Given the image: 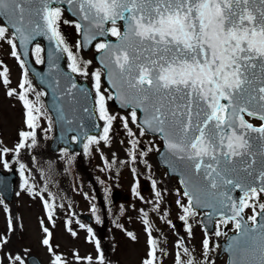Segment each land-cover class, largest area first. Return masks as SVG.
<instances>
[{
	"label": "snow or ice",
	"instance_id": "obj_1",
	"mask_svg": "<svg viewBox=\"0 0 264 264\" xmlns=\"http://www.w3.org/2000/svg\"><path fill=\"white\" fill-rule=\"evenodd\" d=\"M50 2L0 0V15L9 17L14 29L13 35L7 37V43L12 47L11 55L17 57L16 38L23 45L35 31L31 25L37 29L41 27L37 23L39 18L43 20V28L51 33L49 38L56 40L57 47L63 46L71 71L87 76V66L91 61L77 60L59 31L61 10L50 7ZM67 3L73 8L78 6L76 14L87 22L75 23L77 32L83 33L84 47L106 33L117 37V44L102 41L95 45L106 55L104 67L109 83L118 89L117 98L122 106L131 107V123L137 125L140 135L146 132L159 134L170 158H175L172 162L183 165L181 183L189 206L181 207L186 216L195 214L191 206L193 201L200 203L198 193L218 195L221 197L217 200L220 208L231 213L226 215L221 211L219 224L234 222L238 232L244 236L259 229L264 241V222L257 224L260 214L255 211L256 204L264 195V0H67ZM119 22H123V31L118 26ZM107 23L112 27L105 28ZM8 30L0 27V40L6 38ZM76 47L79 49L81 44L77 42ZM39 51L37 47L36 52ZM36 62L41 61L38 58ZM7 71L6 68L0 71L5 85L9 83ZM91 76L96 89V105L105 125L99 140L94 136L88 137V143L84 145L86 152L90 145L110 140L109 132L117 119L108 113L105 106L100 71L92 72ZM31 87L26 79H21L18 96L26 109L25 123L31 130L19 133L16 152L37 143L38 117L34 112L39 113L40 109L27 97ZM7 94L12 96L16 93L10 89ZM107 99H112V96ZM137 110L144 114L143 117L138 116ZM245 116L257 118L261 124L255 126ZM120 119L128 135L133 136L129 119ZM29 138L30 144L26 143ZM129 143L135 148L138 141L130 140ZM9 151L0 149V153ZM132 158L135 159V155ZM20 167L23 169L24 165ZM220 188L227 191L212 192ZM232 190L242 193L238 200L227 194ZM180 203L177 200V204ZM258 206L264 212V203ZM48 207L45 202V208ZM249 207L253 209V215L248 217L253 228L241 223L244 209ZM186 216L180 219L185 220ZM48 219L52 220L51 212ZM144 223L148 225L147 220ZM41 225L43 227V221ZM8 227L9 231L14 229L12 220H9ZM80 227L86 226L80 224ZM68 231L73 236L77 235L71 228ZM92 231V228H87L90 236ZM43 232L46 236L42 243L53 252L49 240L52 234L47 227H43ZM215 234L220 236L223 233L218 229ZM128 235L135 239L132 233ZM7 242L0 239V243ZM177 243L183 247L179 241ZM148 244L147 258L142 264H155L157 242L152 239L151 232ZM95 246L100 264H106L98 240ZM202 246L204 260L207 261L212 251L207 236ZM261 250L264 252V244ZM183 252L188 254L189 250L183 248ZM53 255L51 264H65L60 255L54 252ZM10 259L23 264L18 255ZM76 259L81 258L77 256ZM176 264L196 262L192 259L185 262L178 252Z\"/></svg>",
	"mask_w": 264,
	"mask_h": 264
},
{
	"label": "rangeland",
	"instance_id": "obj_2",
	"mask_svg": "<svg viewBox=\"0 0 264 264\" xmlns=\"http://www.w3.org/2000/svg\"><path fill=\"white\" fill-rule=\"evenodd\" d=\"M61 13L66 18L64 21H69H62L61 24L66 44L78 61H91L87 66L89 74L76 73L77 76L89 82L96 104V89L91 73L100 71L105 106L108 113L117 119L112 123L110 140L90 145L86 152L84 145L88 143V137L94 136L99 140L103 135L105 121L100 119L96 105L100 131L84 139L79 156L63 147L51 151L49 144L54 134V123L44 105L42 91L27 73L26 80L32 86L27 97L40 109L39 113L34 112L38 118L35 130L37 143L33 147L34 151L40 148L41 168L33 164L27 147L16 152L19 133L31 129L25 123L26 109L18 96L21 91L20 79L27 71L17 46L19 59L11 55L12 47L7 43V37H11L12 33L8 30L6 38L0 40V71L5 68L8 70L9 81L5 85L4 78L0 77V149L7 148L10 151L0 153V170L9 172L13 169L18 179L11 202H6L0 195V239L8 241L6 244L0 243V264H20L10 259L17 255L23 264H27L26 257L30 254L36 255L42 264H51L53 252L60 255L65 264H96L100 263L96 240L100 242V251L106 264H142L149 251V232L157 242L155 264H176L178 252L185 262L192 259L196 264H225L226 256L220 253V241L236 230L234 222L219 224L221 217L215 218L213 230L208 231L201 223L202 211L191 208L195 214L186 216L181 205L187 207L189 201L184 196L177 176L169 175L167 169L156 161V154L162 146L160 137L147 132L141 136L137 125L131 123L129 113L132 109L118 110L111 106V99H107L112 94L103 83L102 68L93 59L94 52L98 51L95 45L102 40L94 42L88 52H81L76 47L79 32L75 28V21L68 19L62 10ZM118 26L122 28L120 22ZM0 27H5L1 19ZM10 89H14L16 94L9 96L7 93ZM120 117L129 119L133 136L128 135ZM249 120L254 124L259 122L252 118ZM130 140L138 141L135 148L129 143ZM26 143L30 144L31 138ZM130 153L135 155V159ZM21 154L23 158L19 159ZM151 157H154L155 162L151 161ZM21 164L24 165L23 169ZM114 189L121 193L116 202L111 200V191ZM177 200L181 203L177 204ZM45 202L49 205L47 209ZM259 203H264V195L255 206L256 213L260 210ZM49 212L52 213L51 221L48 219ZM244 213L248 218L253 215V209L245 208ZM81 214H88L90 220L81 217ZM181 216H186V219L181 220ZM9 220L14 224L12 231H9ZM145 220L148 225L144 223ZM41 221L43 227H47L52 234L49 240L53 252L42 243L46 234ZM80 224L86 227L81 228ZM88 227L93 230L91 236L87 232ZM69 228L77 235L73 236ZM218 229L223 233L220 236L215 234ZM129 232L135 239L128 235ZM206 236L212 249L207 261L204 260L202 246ZM178 241L183 247L178 246ZM183 248L189 250L188 254L183 252ZM77 256L81 259L77 260ZM87 257L92 259L88 260Z\"/></svg>",
	"mask_w": 264,
	"mask_h": 264
},
{
	"label": "water",
	"instance_id": "obj_3",
	"mask_svg": "<svg viewBox=\"0 0 264 264\" xmlns=\"http://www.w3.org/2000/svg\"><path fill=\"white\" fill-rule=\"evenodd\" d=\"M49 6H60L65 10L68 17L74 18L78 23H87L82 21L76 14L78 6L73 8L72 5L67 3V0H51ZM0 18L13 33L14 29L11 27L12 20L3 15H0ZM37 23L41 27L37 29L35 25H31V28L35 29V31L32 32L31 38L25 44L21 45L19 38H16V41L27 70L35 83L44 91L45 104L55 123V133L50 144V149L56 151L59 145H62L71 151H80L84 138L89 134L98 133L100 129L99 121L94 112L90 86L85 80L78 79L66 66L62 46L57 47L56 40L49 38L51 33L43 28V20L37 18ZM105 28H108V23L105 25ZM100 38L104 42L111 44H117L119 42L117 37L112 38L109 33H106L104 36H97L87 47H84V36L80 32L81 49L88 51L93 42ZM33 43H41L42 45V65L36 64L31 56L30 48ZM105 59L106 55L102 50L94 53V60L104 70L103 82L106 88L112 93V104L119 109L126 110L129 107H123L121 101L117 98L119 94L118 89L109 83L107 69L104 67ZM143 115L141 112V117ZM70 135H74V141L70 139ZM157 159L161 165L167 167L169 174L177 175L180 185L185 191V187L181 183L183 165L172 162L175 158H170L164 141L162 149L157 154ZM257 159L259 160V157ZM256 167L259 168V164ZM16 178L17 175L14 170L8 173L0 171V193L7 201H10L12 198ZM225 191L227 190L224 188L212 190L213 193ZM227 194L232 196L234 200H238L242 195L239 190L228 191ZM119 195L118 191H113L112 199L116 201ZM198 195L200 196V203L193 201L192 208L206 210V213L202 215V223L208 230H212L213 219L221 216V211H225L226 215L231 214L226 209L220 208L217 200L221 197L218 195L215 197L209 193H198ZM258 214L260 215L257 216V224L264 222V212L261 210ZM242 215V225L246 223L249 228H253V223L250 224L244 214ZM262 244H264V241L261 240L259 229L254 233H249L248 236L241 235L237 230L236 232L229 233L226 239L221 241L220 252H225L227 255L225 264H262L264 262V252L261 250ZM27 262L28 264H41L34 255L28 256Z\"/></svg>",
	"mask_w": 264,
	"mask_h": 264
},
{
	"label": "trees",
	"instance_id": "obj_4",
	"mask_svg": "<svg viewBox=\"0 0 264 264\" xmlns=\"http://www.w3.org/2000/svg\"><path fill=\"white\" fill-rule=\"evenodd\" d=\"M60 23H61V19H60V21H59V24H60ZM60 33H61V32H60ZM36 48H37V47L34 48V55H35V58H36V59L39 58V59L41 60V49H40L39 53H37V52H36ZM39 48H40V47H39ZM27 153H28L29 156L31 157V159H32V161H33V164H34L38 169H40L41 166H42V164H41L40 161H39L40 148L37 147V150L34 151V147L32 146L31 148H28V149H27ZM74 155H78V156H79V154H75V153H74ZM18 158H19V159L23 158V154L19 155Z\"/></svg>",
	"mask_w": 264,
	"mask_h": 264
},
{
	"label": "bare ground",
	"instance_id": "obj_5",
	"mask_svg": "<svg viewBox=\"0 0 264 264\" xmlns=\"http://www.w3.org/2000/svg\"><path fill=\"white\" fill-rule=\"evenodd\" d=\"M150 159H151L152 162H155L154 157H151Z\"/></svg>",
	"mask_w": 264,
	"mask_h": 264
},
{
	"label": "flooded vegetation",
	"instance_id": "obj_6",
	"mask_svg": "<svg viewBox=\"0 0 264 264\" xmlns=\"http://www.w3.org/2000/svg\"><path fill=\"white\" fill-rule=\"evenodd\" d=\"M138 116H139V112H137Z\"/></svg>",
	"mask_w": 264,
	"mask_h": 264
}]
</instances>
